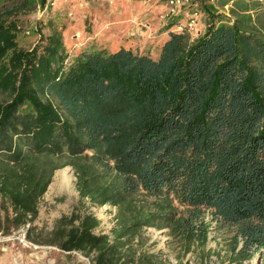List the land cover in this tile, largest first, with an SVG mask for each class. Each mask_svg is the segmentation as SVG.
Returning a JSON list of instances; mask_svg holds the SVG:
<instances>
[{"label": "trees", "instance_id": "16d2710c", "mask_svg": "<svg viewBox=\"0 0 264 264\" xmlns=\"http://www.w3.org/2000/svg\"><path fill=\"white\" fill-rule=\"evenodd\" d=\"M4 1L0 236L26 228L31 243L91 264H160L142 249L146 229L167 231L182 262L210 254L214 228L233 233L232 261L264 264V11L249 14L259 2L232 0L234 22L197 38L171 32L157 58L124 48L71 58L59 31L19 48V17L47 0ZM65 167L82 203L117 209L110 234L77 208L49 232L35 225Z\"/></svg>", "mask_w": 264, "mask_h": 264}, {"label": "rangeland", "instance_id": "374dc122", "mask_svg": "<svg viewBox=\"0 0 264 264\" xmlns=\"http://www.w3.org/2000/svg\"><path fill=\"white\" fill-rule=\"evenodd\" d=\"M122 1V0H121ZM128 1V0H124ZM226 0H203L202 5L207 6V10H203V18L201 19L200 29L202 34L205 33L210 24L216 23H233L234 16L231 13L234 1H230L226 6H223ZM251 1V0H245ZM259 2L258 6L251 8L249 14L253 19L259 17L260 12L264 11V0H255ZM4 1L0 6H2ZM54 7L46 6L41 10L38 5L36 10L30 13H24L18 19L20 32L18 34V45L20 49L31 50L37 44H40L43 38L48 37L59 31L63 35L64 44L71 58H75L84 50L107 48L109 51H118L117 46L114 47L113 36L117 32L116 25H124L127 23L118 22L116 17V3L109 0H55ZM112 4V5H111ZM249 3L248 5H250ZM159 5L158 1L149 2L144 0V12L142 9L137 11L134 16V21L141 22L137 18L143 13H149L155 10ZM204 7V6H203ZM113 9L112 14L108 16L109 11ZM157 14L150 12L148 21L155 18ZM106 18V20L104 19ZM180 18H177L179 20ZM144 21L143 23H145ZM187 23V18L183 19V24ZM138 25V24H137ZM162 25V24H161ZM143 24H139V27ZM159 36L169 29V27L161 26ZM141 28V27H140ZM146 27L143 28L145 30ZM134 29L135 34L132 38L142 40L140 29ZM132 32V33H133ZM192 38H197V35H192ZM155 43L143 49L145 54L157 58L160 53L163 41L158 43V37L151 39ZM157 40V42L155 41ZM113 46V47H112ZM141 52L139 49L137 50ZM8 98L0 93V103H6ZM65 168H70L72 171V183L70 191L64 188L54 186L57 173ZM58 170L53 178V181L46 192L41 205L40 215L35 225L40 229H45L46 232L52 230L55 222L63 215H70L75 208L80 212H90L94 214L100 221L101 225L96 230L97 234H110L111 230L116 226L117 209L112 206L96 207L89 201L82 203L79 193L76 189V178L71 167H65ZM26 228H21L14 235L9 237L0 236V264H85L84 261L77 255H68L56 248L48 246H40L31 244L28 239L23 240ZM167 231H158L153 228L145 230L144 236L148 238L143 244L142 249L156 255V260L160 264H240L232 261L228 253L230 247V238L233 233L218 234L214 228L210 230L209 242L207 250H211L210 254L204 259L197 250L189 254L182 262L176 258L175 252L169 246L170 238L166 235ZM80 253V252H79ZM242 264H261L256 257L250 263Z\"/></svg>", "mask_w": 264, "mask_h": 264}, {"label": "crops", "instance_id": "0c3cea01", "mask_svg": "<svg viewBox=\"0 0 264 264\" xmlns=\"http://www.w3.org/2000/svg\"><path fill=\"white\" fill-rule=\"evenodd\" d=\"M111 1L112 3H116L117 5V8H116L117 10H116L114 19L116 17L119 23L120 22L127 23L124 25L122 24L121 26L116 25V27H114L115 29H117V32L114 33L113 36L118 35V37L117 39H114L113 46L114 47L117 46V49L124 48L128 50L131 49L133 51H137L139 49L141 53H144L143 49L146 48L147 45L151 46V44L155 43L154 41L151 40L152 38L158 37V43L160 40H162L164 44L169 39V34L171 32L180 33V31H177L173 25L175 24V22H178V21L183 22L182 20L170 22L168 26H165V27H169L166 33L164 32L162 35L159 36V33H160L159 30L162 28L161 26L164 24L162 23V21L159 19L158 16L160 14H164L167 11V0H157L159 5L155 8V10L150 11V12H155L157 16L151 19V21H148V18L146 17L148 16L150 12L145 13V14L143 13L141 16L139 15V18L137 19L140 20L141 22H137L138 25L135 24L136 22L134 21L135 19L134 16L137 15V11L139 9H142L141 12H144L146 10L144 8V0H128V1L109 0V2ZM112 11L113 9L109 11L108 16L112 14ZM104 19L106 20V18ZM144 21L146 22L143 23ZM140 23L143 24L144 27H146L145 30H143L144 27L142 26H140L141 28L139 27ZM137 27H138L137 31L140 29L139 30L140 35L143 36V39H144L143 42L142 40L132 38L133 35L135 34V32L133 31ZM155 41L157 42V40ZM91 50H108V49L100 48V49H91Z\"/></svg>", "mask_w": 264, "mask_h": 264}, {"label": "built area", "instance_id": "2783aa9c", "mask_svg": "<svg viewBox=\"0 0 264 264\" xmlns=\"http://www.w3.org/2000/svg\"><path fill=\"white\" fill-rule=\"evenodd\" d=\"M149 2H153L155 0H148ZM55 0H47L46 9L48 7L55 6ZM203 0H167V11L164 14H160L158 17L164 24V26H168L170 22L178 21L175 20L180 18L182 20L187 18V23L183 24V22H175L173 25L177 31L180 33L187 32L191 36L202 34L200 29L201 19L203 18V10L204 5H202ZM26 240L25 236L24 239ZM32 244V243H31ZM69 254V253H68ZM71 254L79 256L85 264H91V259L85 257L79 252H72Z\"/></svg>", "mask_w": 264, "mask_h": 264}, {"label": "bare ground", "instance_id": "6f19581e", "mask_svg": "<svg viewBox=\"0 0 264 264\" xmlns=\"http://www.w3.org/2000/svg\"><path fill=\"white\" fill-rule=\"evenodd\" d=\"M72 171L70 168H65L59 171L55 177L53 185L59 188H64L66 191H70V185L72 183Z\"/></svg>", "mask_w": 264, "mask_h": 264}]
</instances>
